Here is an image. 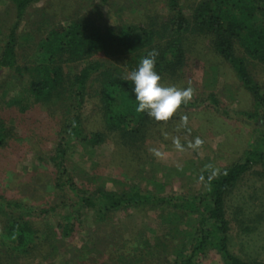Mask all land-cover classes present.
<instances>
[{"label":"trees","instance_id":"1","mask_svg":"<svg viewBox=\"0 0 264 264\" xmlns=\"http://www.w3.org/2000/svg\"><path fill=\"white\" fill-rule=\"evenodd\" d=\"M1 1L5 7L1 8L0 17L4 23L10 19L11 25L5 31L0 30V73L4 70L18 78L23 75L26 84L17 80V96L1 101L0 114L4 112L2 107L17 109L18 106L21 112L34 105L40 106L45 116L64 112L59 117L62 124L55 150L48 158H34L54 172V188L69 200V203L62 201L36 208L42 218L50 214L55 217L60 240L72 237L79 222L78 209H89L98 221L119 210L133 208L146 222L150 212L158 211L156 218L165 229L163 234L145 237L143 248L139 246L136 232L128 239L113 238L110 240L112 257L106 260L112 262L100 260L99 264H140L150 254L161 264H200L210 247L227 264H249L229 248V222L224 204L226 195L250 164L259 165L264 172V82L254 80L247 68V61L264 64V0H198L186 6L180 0H163L162 7H158L155 0H137L130 14L132 22L121 16L119 11L127 6L120 8V0H98L99 5L106 6V15L119 13L116 24H113L114 18L105 22L101 18L104 12L97 13V8L80 15L70 13L72 3L68 0V5L64 2L60 7L63 11L70 9L65 12L63 22L52 23L51 18L42 14L40 21L50 22L41 30L37 21L30 28L32 15L28 17L22 30L29 28L25 35L30 37L33 28L29 51L18 50L23 43V32L17 30L30 5L41 0ZM185 7L190 10L186 12ZM9 13L13 17L10 18ZM151 50L158 53L155 69L165 85L176 84L190 73V61L201 63L200 69L205 70L207 66L201 58L204 56L209 58L213 74L219 63L227 65L249 96L250 107L241 115L254 127L256 144L244 152L242 161L227 166L216 176L204 174L210 196L206 215L198 211L195 198L182 194L162 196L160 191L155 193L139 185H127L120 191H109L101 185L88 192L81 189L67 171L66 147L71 142L93 146L115 138L118 149H124L122 145L127 142L131 147L128 150H133L134 156L140 155L137 143L146 133L143 131L149 118L135 110L132 82L124 78ZM1 81L3 79L0 80V97H5L10 93L9 87L7 82ZM92 93L95 95L92 103L100 113V128L96 129L84 121L83 113L85 96ZM202 102L199 104L207 105L205 107L217 106L216 93L210 92ZM182 106L191 104L182 103ZM16 117L17 114L6 118L0 115V148L10 142ZM6 120H10V126ZM29 211L23 200H12L0 194V264H16L39 247L41 232L36 219L27 214ZM185 211L197 216V229L193 234L180 228ZM54 247L58 249V245ZM170 255L172 261L168 260Z\"/></svg>","mask_w":264,"mask_h":264},{"label":"rangeland","instance_id":"2","mask_svg":"<svg viewBox=\"0 0 264 264\" xmlns=\"http://www.w3.org/2000/svg\"><path fill=\"white\" fill-rule=\"evenodd\" d=\"M69 1L73 4H71L73 11L70 13L80 15L85 10L92 12L93 8H97V13L100 10L104 12L105 16L101 15V18L105 22H110L113 18L115 19L113 24L119 21L117 20L119 13L112 12V15H106V6L99 5L98 0ZM120 1V8L127 6L119 11L121 16L132 22L130 14L133 12L132 8L137 6V0ZM155 1L158 7H162L163 0ZM197 1L180 0L183 6L189 5L188 3L195 4ZM64 2L68 5V0H41L30 5L29 11L20 21V29L17 32H23L22 27L30 15H32L30 28L35 21L38 26H42L41 30L48 27L47 22L50 21H40L42 14L51 18L52 23L63 22L67 16L65 12L70 10H60ZM4 7L5 3L0 0V11ZM188 10L190 9L188 8L186 12ZM9 16L13 17L11 13ZM10 25V19L4 23L0 17L1 31L7 30ZM28 29L23 32V43L19 45L18 50H30L28 46L33 43V28L30 37L25 35ZM201 58L207 68L200 69L201 63L190 61L188 68L191 74H185L175 84L180 87L189 85L192 87L193 94L189 101L191 106L179 107L167 120L157 121L148 117L143 131L146 133L137 143L140 155L134 156V151L128 150L131 147L130 144H126L127 142L122 145L124 149H118L115 138L93 146L83 142H71L66 147L67 171L81 189L90 192L93 188L103 185L106 190L120 191L127 185H139L142 189H150L155 193L160 191L162 196L182 194L187 198H195L198 211L204 213L207 211L210 196L207 194L208 186L204 174L216 176L227 166L242 161L244 152L254 148L256 138L254 127L248 125L245 117L241 115L250 107L248 94L227 69V65L219 63L213 74L209 68V58L204 56ZM247 68L254 80L264 82V64L247 61ZM1 71L0 80L7 82L10 93L0 97V104L9 96L13 98L17 96L18 79L22 84H26L25 76L21 75L18 78L17 75L10 76L7 71ZM210 92L216 93L217 106L208 105V108L205 107L207 105L199 104L203 103L202 100ZM94 96L93 93L85 96L83 113L84 121L96 129L100 128L98 118L100 113L97 105L92 103ZM2 109L4 111L0 114L2 117L14 114L18 117L14 120L10 142L5 148H0V194L12 200L19 199L25 202L26 207L30 208L27 214L32 217L31 219H36L42 239L31 256L19 259L16 264H99L100 260L106 261L112 257L110 240L113 238L128 239L136 232L139 246L143 248L145 237L152 238L163 234L165 229L156 218L158 211L150 212L146 222L142 221L138 211L133 208L119 210L98 221L91 215L89 209L82 208L78 209L80 223L74 227L72 237H66L61 241V235L55 229V217L50 214L42 218L36 208L62 201L69 203V200L67 196H60L59 191L54 188V172L34 158L36 156L48 158L55 150L60 138V134L58 136L57 133L62 124L59 117L64 112L60 111L52 117L45 116L43 109L38 105L21 112L18 111V106L17 109L15 106ZM182 117L186 118V123L182 122ZM8 125L10 126L9 122ZM129 138L126 140H131ZM197 140L200 142L197 143ZM224 208L225 217L229 222L230 250L249 264H264V172L259 165L250 164L247 171L239 177L238 182L225 197ZM185 213L180 228L188 229L193 234L195 228L197 229V216L188 211ZM47 218L48 221H45ZM54 244L58 245V249H55ZM210 248L201 258L200 264H227L216 250ZM114 258L117 260L116 256ZM168 260L172 261L173 256L170 255ZM109 261L112 262L111 260L106 262ZM140 264L161 262L150 254Z\"/></svg>","mask_w":264,"mask_h":264},{"label":"clouds","instance_id":"3","mask_svg":"<svg viewBox=\"0 0 264 264\" xmlns=\"http://www.w3.org/2000/svg\"><path fill=\"white\" fill-rule=\"evenodd\" d=\"M157 55L155 50L149 51L124 79L132 82L135 110L154 120L162 121L171 117L182 103L187 104L191 100L193 89L190 85L180 87L162 83L161 76L155 69ZM181 119L186 123L185 117ZM199 142L197 140V143Z\"/></svg>","mask_w":264,"mask_h":264}]
</instances>
